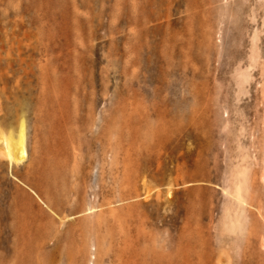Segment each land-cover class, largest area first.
Returning a JSON list of instances; mask_svg holds the SVG:
<instances>
[{"label": "rangeland", "instance_id": "rangeland-1", "mask_svg": "<svg viewBox=\"0 0 264 264\" xmlns=\"http://www.w3.org/2000/svg\"><path fill=\"white\" fill-rule=\"evenodd\" d=\"M22 125L0 264H264V0H0Z\"/></svg>", "mask_w": 264, "mask_h": 264}, {"label": "bare ground", "instance_id": "bare-ground-1", "mask_svg": "<svg viewBox=\"0 0 264 264\" xmlns=\"http://www.w3.org/2000/svg\"><path fill=\"white\" fill-rule=\"evenodd\" d=\"M0 144L4 145L5 157L8 159L10 164L13 163L21 164L24 161H26L27 146H26V129L24 125L20 127L16 136L14 134L1 133ZM39 200L42 203H44L40 198ZM174 264H176V262Z\"/></svg>", "mask_w": 264, "mask_h": 264}]
</instances>
